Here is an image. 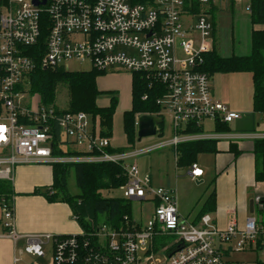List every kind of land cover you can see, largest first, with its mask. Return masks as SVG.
Returning <instances> with one entry per match:
<instances>
[{
  "label": "built area",
  "instance_id": "1",
  "mask_svg": "<svg viewBox=\"0 0 264 264\" xmlns=\"http://www.w3.org/2000/svg\"><path fill=\"white\" fill-rule=\"evenodd\" d=\"M195 1L202 11H186ZM219 1L223 0H154L152 6H142L130 5L129 0H46L45 5L34 6L32 0H0V181L12 184L20 165L121 163L127 177L118 189L122 198L152 206L143 223L133 220L125 229L114 230L100 222L89 233L55 236L19 235L13 205H3L2 227L15 249L21 242L23 255L40 259L46 257L44 245L49 244L51 264H241L229 260L233 253H254L264 262V224L255 216H249L241 229L232 216L224 230L209 214L189 220L179 214L171 189L152 186L135 163L126 164L155 149L176 151L183 143L264 139V134L215 128L203 133L204 123L229 126L241 118L213 99L210 77L199 71L202 55L212 50L207 11ZM224 1L242 3L251 13V0ZM260 1L264 10V0ZM43 15L48 18V35L40 67L65 70L67 62H87L98 73H141L158 81L165 93L156 103L169 115L172 138L143 151L108 153L110 139L100 136L97 119L82 112L61 113L30 95L27 78L37 63L29 49L38 43ZM55 128L57 148L64 152L65 146L76 148L72 151L82 155L55 157ZM194 128L201 131L188 132ZM202 175L192 164L189 178L197 181ZM164 238L171 243L156 246ZM13 264L33 263L15 257Z\"/></svg>",
  "mask_w": 264,
  "mask_h": 264
},
{
  "label": "trees",
  "instance_id": "2",
  "mask_svg": "<svg viewBox=\"0 0 264 264\" xmlns=\"http://www.w3.org/2000/svg\"><path fill=\"white\" fill-rule=\"evenodd\" d=\"M194 1V0H193ZM154 0H129L130 5L152 6ZM188 9V10H187ZM186 11L198 14L202 6L196 1L192 2L190 9ZM216 11L211 6L210 15ZM251 25L250 52L246 56L221 57L214 48L202 55L201 73L212 77L215 74L249 73L252 79V110L255 114L264 113V10L260 0H251V13L249 14ZM212 25V30L214 26ZM255 26H261L255 29ZM48 35V18L43 15L40 22V36L38 43L29 49L30 55L36 61L35 69L28 76L29 93L37 96L39 102L46 107L55 106L56 94L59 87H64L67 92V106L61 113H85L93 120L99 119L100 136L111 139L113 116L118 105L117 94L113 91L103 92L97 87V78L104 76L94 70L87 72H68L62 67L42 68L39 60L45 52V43ZM164 87L156 80L146 79L141 73H131V107L122 115L123 134L126 138V148L107 149L108 153H122L133 148L136 142L137 115H157L161 111L156 102L162 98ZM106 95L108 103L104 107L97 104L98 99ZM146 97V99H143ZM160 125L159 136L162 134ZM227 125H215V131L226 132ZM194 128L188 132H200ZM57 129L53 141L52 154L56 157L80 156L82 153L72 150L62 151L58 145ZM215 141H196L183 143L176 147L177 166L191 167L196 163L200 154L215 153ZM253 152L256 160L255 180L264 182V139L253 141ZM236 154V152H235ZM52 184L49 188L35 190L34 194H42L49 201H60L69 205L72 216L84 233L92 231L100 222L105 223L114 230L125 229L133 223L132 202L124 198H106L102 192L118 190L127 183V177L121 163H71L52 164ZM74 171L76 186L79 194L72 196L66 189V180L70 170ZM12 184L0 181V208L3 205L12 206ZM215 208V196L213 190L202 203L196 220L205 214L212 213ZM254 264H264L256 260Z\"/></svg>",
  "mask_w": 264,
  "mask_h": 264
},
{
  "label": "crops",
  "instance_id": "3",
  "mask_svg": "<svg viewBox=\"0 0 264 264\" xmlns=\"http://www.w3.org/2000/svg\"><path fill=\"white\" fill-rule=\"evenodd\" d=\"M222 3L233 7L234 2L224 0L217 2L215 5V12L218 11V6ZM254 28L260 29L262 27L255 26ZM213 39L214 30L212 35V47L216 50L215 41ZM220 56L224 57L222 55ZM248 75L250 77L249 80H251L249 84H252L251 74L249 73L215 74L212 77L213 79L215 78L213 85L211 83L212 78H210V91L213 99L224 103L232 112H237L239 114L241 112H252V114H255L252 110V92L249 85H246L249 82L246 77ZM129 76L128 92L130 100L124 112L128 111L131 107V74ZM98 89L101 91L99 87ZM106 105L107 104L99 106L104 107ZM161 120V124H163V119L161 118ZM242 125L246 130L232 132L249 133L251 127L250 123H242ZM204 126L205 124H203L202 127ZM214 128L212 124L211 130H209L211 132L209 133H212ZM161 130L163 129L161 128ZM229 130L231 131L230 128ZM158 131L160 132V125L158 126ZM157 136H159V133ZM162 142L149 145L139 151L159 145ZM166 148H169L171 154L170 165L167 159L163 161L161 166L163 172L158 178L157 183L152 180L149 174L151 185L154 187L171 189L174 192L176 202L179 200L177 209L179 204L180 210L183 213H188L190 207H192V210L198 207L191 219H189L188 215L185 218L197 221V213L202 203L213 190L215 208L212 213L208 214L211 215L215 226L219 230L226 229L231 216L234 218L239 229L243 227L245 220L249 216H255L259 224H264V182H257L255 180L256 160L253 152V140H241L238 142H228L225 140L216 141L215 153L200 154L197 156L196 164L203 171L202 177L197 180V185H207L205 196L200 199H196L195 195L188 191L189 187L193 186L192 183L195 184V181H192L188 176L190 167L177 166L175 151L170 147L160 149ZM63 149L74 150L66 146L63 147ZM161 156L164 159V155ZM51 184V165L30 164L20 165L15 168L12 182L14 193L12 205L14 209V229L19 235L52 234L55 236H67L77 235L81 232L78 223L72 216L68 204L60 201H49L42 194H34V191L37 189L43 190L51 188ZM21 246L22 243L20 242L18 245L19 248L15 249L13 242L5 236V230L2 227V213L0 208V264H13V259L15 257L20 258L22 263L29 262L31 258L21 253ZM44 249L46 252V257L44 258L47 260L46 264H51L50 245H44Z\"/></svg>",
  "mask_w": 264,
  "mask_h": 264
},
{
  "label": "rangeland",
  "instance_id": "4",
  "mask_svg": "<svg viewBox=\"0 0 264 264\" xmlns=\"http://www.w3.org/2000/svg\"><path fill=\"white\" fill-rule=\"evenodd\" d=\"M218 11L213 12L212 15L209 14L208 19L210 23L214 26V41H215V51L217 54L222 55L224 57H229L232 54L235 56H246L250 52V32L251 25L249 23V14L244 10V5L239 2H234L233 7L230 5H226L224 3L218 6ZM186 20V18H184ZM213 49V47H212ZM64 68L68 72H87L90 71V66L87 62L79 63V62H67L64 64ZM130 73L123 71H114L107 72L104 76H100L97 78V85L103 92L113 91L117 94L118 97V105L116 111L113 116V124H112V137L110 139V144L113 148H126L127 142L126 138L123 134L122 128V115L125 108L128 107L129 104V92H128V84H129V76ZM214 76V75H213ZM212 76V77H213ZM211 77V78H212ZM248 80L250 79L249 75L246 76ZM215 79V78H214ZM214 79L212 78L211 83L213 85ZM251 80H249L248 84L249 88L252 92V84H249ZM26 87L29 90V83L27 78ZM31 95V94H30ZM38 98V97H37ZM37 100V99H35ZM107 96L102 95L98 99L99 105L107 104ZM67 92L64 87H59L56 94L55 106L59 110L66 109L67 106ZM254 113V112H253ZM241 119L239 121L233 122L229 125L231 131H242L246 130L243 128L242 123H250V134H264V117L260 114H252L241 112ZM159 118L163 119L162 131L163 134L161 136H156L154 138L145 139L142 142H135L132 150L139 151L143 148L156 144L158 142L166 141L172 138V134L170 132V121L169 116L166 110L161 109L160 113L155 115ZM99 122V119L96 118ZM91 122V121H90ZM203 133H209L211 131L212 124L204 123ZM258 125V126H257ZM208 130V131H207ZM239 133V132H238ZM76 150V148H73ZM155 149L149 151L146 154L138 155L134 160L127 161L126 164L135 163L138 167V171L141 176H149L151 175L152 180L157 183L158 178L160 177L163 170L161 169L162 163L164 160L171 162V154L169 148ZM161 155H164V159ZM203 161V159H202ZM204 162V161H203ZM150 177V176H149ZM192 187H189L188 191L193 193L196 199H200L205 196L206 184L196 185L192 183ZM66 189L68 193L72 196L78 195L79 190L76 186L74 171L71 169L69 175L66 180ZM103 197L106 198H122V193L119 190L108 192H102ZM191 200V199H190ZM132 202V218L136 222H144L152 212V206L149 203H143L140 205L136 201ZM179 200H177V203ZM198 208V207H197ZM196 209L192 210L190 207L188 213H183L180 210L178 204L179 214L182 217L189 216L191 219L197 211ZM165 239V240H164ZM158 240L156 246L164 245L167 246L171 243L170 238H164ZM161 247H158L157 250L160 251ZM140 254V256H142ZM229 260L232 262H238L241 264H254L257 260L256 255L254 253H233L229 256ZM29 262L34 264H46L47 260L44 258L33 259L31 258Z\"/></svg>",
  "mask_w": 264,
  "mask_h": 264
},
{
  "label": "water",
  "instance_id": "5",
  "mask_svg": "<svg viewBox=\"0 0 264 264\" xmlns=\"http://www.w3.org/2000/svg\"><path fill=\"white\" fill-rule=\"evenodd\" d=\"M46 0H32V4L34 6H43L45 5ZM162 120L161 118L155 116V115H138L136 118V141L140 142L143 139L147 138H153L156 137L159 133L158 126L161 125ZM195 184L197 185L198 182L195 181ZM182 248V245L178 246L176 249L171 251L168 254V257H170L172 254H174L176 251L180 250Z\"/></svg>",
  "mask_w": 264,
  "mask_h": 264
},
{
  "label": "bare ground",
  "instance_id": "6",
  "mask_svg": "<svg viewBox=\"0 0 264 264\" xmlns=\"http://www.w3.org/2000/svg\"><path fill=\"white\" fill-rule=\"evenodd\" d=\"M165 240V239H164Z\"/></svg>",
  "mask_w": 264,
  "mask_h": 264
}]
</instances>
